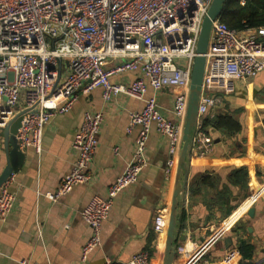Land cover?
<instances>
[{"label": "built area", "instance_id": "obj_1", "mask_svg": "<svg viewBox=\"0 0 264 264\" xmlns=\"http://www.w3.org/2000/svg\"><path fill=\"white\" fill-rule=\"evenodd\" d=\"M212 0H0V128L14 119L18 149L42 152L45 126L72 110L81 95L101 89L103 102L125 96L143 103L128 114L126 134L138 128L134 151L122 174L109 187L107 198L94 197L81 212L91 230L81 250V262L101 245V227L115 197L136 184L146 166V143L155 127L168 144L165 179H172L182 145L190 78L201 25ZM205 72L197 120L189 139L192 159L212 149L204 119L219 109L223 95L237 82L264 73V27L233 30L219 20L211 27L205 54ZM117 61L111 70L108 65ZM134 72L129 84L110 81L113 74ZM148 89L153 91L147 97ZM177 90L172 122L157 104L156 92ZM101 112H86L71 141L76 159L58 189L45 198L56 203L77 185L93 180L90 166L103 122ZM115 153L117 149L113 150ZM15 173L0 186V226L11 214L16 195L10 191ZM164 212V211H163ZM154 218L153 230L167 228L166 213ZM224 225L200 246L187 242L176 250L191 253L185 264H194L199 253L225 232ZM38 236L40 228L36 226ZM236 253L227 252L218 264H233ZM21 264H27L22 261ZM104 264H114L106 260ZM127 264H150L146 252L133 255Z\"/></svg>", "mask_w": 264, "mask_h": 264}, {"label": "crops", "instance_id": "obj_2", "mask_svg": "<svg viewBox=\"0 0 264 264\" xmlns=\"http://www.w3.org/2000/svg\"><path fill=\"white\" fill-rule=\"evenodd\" d=\"M117 63H110L108 69ZM137 77V73L124 72L109 79L129 84ZM176 93L172 89L154 93L161 113L172 122ZM152 95L148 89L147 97ZM142 108V102L125 96L103 102L101 89L97 88L81 95L70 112L50 120L43 130L41 154L25 150L24 162L15 172L10 191L16 195V202L0 226V264H104L106 260L127 264L141 252L148 254L150 264H167L166 230L156 233L153 222L160 211L169 217L177 164L172 179L166 181L168 144L154 126L146 143L145 168L136 184L115 197L101 227V245L86 262H81L82 247L91 236L81 212L92 198H107L109 187L130 162L139 130L126 134L128 114ZM86 112H101L104 117L90 166L93 180L74 186L52 203L45 195L55 192L62 178L71 172L76 159L71 141ZM223 114L239 123L241 130L224 134L204 126L213 142L211 151L192 160L188 153L186 184L183 196L178 198L174 248L176 251L187 242L200 246L226 225L211 250L194 264H218L230 251L236 253L233 264H264V73L237 82L223 95L221 107L212 110L207 119L215 121ZM19 121L10 123L9 135L14 136ZM5 128H0V176L7 164ZM183 176L182 170L181 180ZM181 236L185 237L183 242L179 241ZM226 238L231 240L229 248L224 245ZM241 244L248 258L240 255ZM190 254L176 252L171 264H185Z\"/></svg>", "mask_w": 264, "mask_h": 264}, {"label": "water", "instance_id": "obj_3", "mask_svg": "<svg viewBox=\"0 0 264 264\" xmlns=\"http://www.w3.org/2000/svg\"><path fill=\"white\" fill-rule=\"evenodd\" d=\"M226 0H212L210 7L205 15L200 34L198 37V42L196 46V57L193 61L191 78H190V88H189V98L187 104L186 119L182 131V145L179 152L177 160V169L175 176V186L172 194V201L169 210L168 224L166 229V241H165V253L167 256V264H171L173 257L176 254L174 248V233L176 230L177 223V213H178V198L183 196L185 188V177L188 165V153H189V139L191 135L192 128L197 120V109L198 103L201 96L203 76L205 72V54L207 52L209 38L211 33L212 24L219 20L224 2ZM15 120V119H14ZM13 120V121H14ZM12 122V121H11ZM10 122V123H11ZM10 123L6 126L4 130L5 137V154L7 157V164L0 176V186L9 177L11 173L17 172L25 159L23 152L19 151L16 139L13 135H9ZM183 170L184 176L181 180V171ZM251 215V212L249 213ZM185 240L184 236L179 237V241L183 242ZM224 245L229 248L231 245V240L226 238L224 240ZM213 246V245H212ZM212 246L207 249L202 250L198 257H202L207 254Z\"/></svg>", "mask_w": 264, "mask_h": 264}, {"label": "trees", "instance_id": "obj_4", "mask_svg": "<svg viewBox=\"0 0 264 264\" xmlns=\"http://www.w3.org/2000/svg\"><path fill=\"white\" fill-rule=\"evenodd\" d=\"M219 21L228 28L241 31L264 27V0H226ZM204 126L224 134L237 133L241 130L239 123L226 114L219 115L215 121L204 119ZM250 252L251 247L246 248ZM243 258H248L243 244L238 247Z\"/></svg>", "mask_w": 264, "mask_h": 264}]
</instances>
